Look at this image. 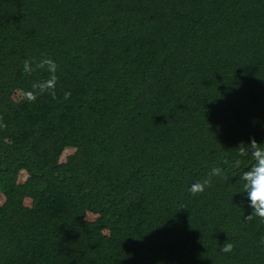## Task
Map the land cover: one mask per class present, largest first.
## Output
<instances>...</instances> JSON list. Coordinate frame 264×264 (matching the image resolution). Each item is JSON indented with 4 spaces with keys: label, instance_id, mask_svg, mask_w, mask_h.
<instances>
[{
    "label": "trees",
    "instance_id": "obj_1",
    "mask_svg": "<svg viewBox=\"0 0 264 264\" xmlns=\"http://www.w3.org/2000/svg\"><path fill=\"white\" fill-rule=\"evenodd\" d=\"M0 125V264H264V0H0Z\"/></svg>",
    "mask_w": 264,
    "mask_h": 264
},
{
    "label": "clouds",
    "instance_id": "obj_2",
    "mask_svg": "<svg viewBox=\"0 0 264 264\" xmlns=\"http://www.w3.org/2000/svg\"><path fill=\"white\" fill-rule=\"evenodd\" d=\"M44 64L49 66L50 78L41 82L48 86L47 91L54 97L57 77L54 74L56 65L52 59L43 57L39 62L35 63V67H33V61L26 59L22 63V68L25 74L30 75L37 69H42ZM42 93L37 82L33 83L32 90L26 91L25 99L30 103L35 102L37 94ZM64 96L67 100L70 98L71 93L65 92ZM237 149L240 156H248L253 161L251 166L239 176L238 180L242 182V188L236 192L244 194L251 208V214L245 216V219L251 221L254 218H258L261 223H264V144L257 143L253 137L247 144L241 142ZM214 177H224V172L221 167L211 168L206 178L202 181L192 183L188 188L189 193L193 196H198L203 193L207 187L211 186ZM260 244L264 245V237L261 238ZM233 249L234 245L226 240L220 248V251L230 253Z\"/></svg>",
    "mask_w": 264,
    "mask_h": 264
}]
</instances>
